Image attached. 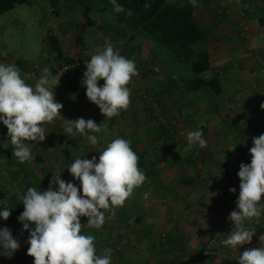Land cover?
Here are the masks:
<instances>
[{
    "label": "rangeland",
    "instance_id": "374dc122",
    "mask_svg": "<svg viewBox=\"0 0 264 264\" xmlns=\"http://www.w3.org/2000/svg\"><path fill=\"white\" fill-rule=\"evenodd\" d=\"M28 2L29 4L18 5L13 10L0 16V52H3L5 50L7 51L6 56L0 55L1 62L16 65L20 69L22 78L25 79V82L28 84H32L36 81V79L38 80L44 68H48L52 73V66H54V69L56 68V70L59 67L57 64H59L60 62H58L56 59L51 58L50 61L45 57L44 49L46 46L45 40L47 35L52 34L61 37L62 48L75 53L72 58L76 57L81 51L88 52L90 56V54H94L97 47H103L106 42H111L115 48L121 49V51H119L121 55H124L128 59L135 61L136 67L138 69L139 75L134 77L129 85V88L131 89V101H135L136 97L139 98V96H141L146 101L147 106L151 102L156 103V111L154 109H151L150 111L149 109L150 112L149 114L146 113V115H151L153 123H157V121L160 122L151 125L153 130L156 129L157 132H161L159 128H161L162 131L164 130V133H160L158 137H152L148 136V133L144 131L136 121L133 124L124 123L123 125H120L121 131H126V129L129 128V138H127L130 141H135L136 139L141 138V147L145 149L147 158L151 162H154L156 164V169L154 174H151L150 176L146 175L147 179L145 180V182L141 186L135 188L131 197L126 200V202H128V210H125L123 207H117L115 209L114 216H112L110 213H108L109 216L108 214H106V219L103 226L99 229L95 228V230H100L102 235L106 238L102 240V238H99L98 235L97 237H95V245L97 250L99 249L98 246H101L100 244L104 242L102 244L104 249L102 255L106 250V252L109 251V227L107 226V223H109L108 218L112 220L110 229L113 224H115V226L118 225L115 229H111L112 231L117 232L118 235L121 234V231H127L126 236L122 235L124 236V240H122V237V239L116 245L117 250H121V247L125 244L124 242H129V246L134 247V251L139 250L137 248H140L139 245L143 244L144 239H152V235L150 234L149 238H144L143 235L140 234L138 235V231H140L139 225L142 221L138 223V212L141 210V208L137 207V204L141 202H147L146 204H151V202H154V197H156V202L154 203L156 205L154 208V212L162 216L164 214L170 215V210L172 209L170 208V203H172L171 200L175 198L180 202H183L182 199L186 196H189L188 189H185V192L177 195V190L174 189V185L171 184V181H180L185 179L187 180V176L188 181L191 179L197 180L201 183V185L206 184L205 179L208 181L206 190L198 188L196 189L194 195V199L198 203L204 201V204H207V200L209 201V213L207 212L206 215H211L210 213H213L212 211L215 212L216 209H219V212L213 213V216L219 215L220 218L222 216H225L222 220L219 221V224L223 228L218 230L214 229V231L220 237H209V235L207 234L205 235V237H203L204 242L202 243V245L204 246L205 242L208 240L209 246L211 245V243L217 244L218 242L221 246H223L221 244L222 239H225L227 234L232 230V225L228 220L230 212L228 213L227 207L229 198H231L235 194L237 195L238 193L237 188L239 186L240 180L237 173L239 171L240 164L244 163L245 161V156L243 155L242 151L246 149L247 146L250 145V143H252L253 137H258L259 135L263 134L258 130H256V132L254 131L257 127L256 125H259L261 129H264V118H258L259 120H257V118H255L256 116H253L251 122L249 121L248 125L243 126V122H241L242 120H236L237 118L235 119L231 114L230 116L227 115L224 116L226 118H223L221 113L222 106L218 104V101L214 100L213 102H216L213 104L211 101H207L204 95L199 96L196 94L191 99L192 101L188 108H185V104H182L183 106H181L179 110L178 108L174 109V107L179 104L178 101L176 103L173 101L172 103H175L173 106L163 108L161 107L163 101L166 102L170 97H172L169 95L170 91H172L173 94L177 97H183L186 96L187 93L190 95L189 92L192 90L190 89V91H187L186 89V82H184L186 81V77L185 79H180L179 76H177L179 79H177L176 81H171L169 79V77L171 76L169 73L172 68L173 74L176 72L178 73L179 71L174 68L173 64H163V61L160 62L159 60H157L159 55H156V53L152 51L150 45L149 47H146V45L138 43L137 40L131 43L128 38H124L126 36L122 37L117 34L115 35V33L111 30L106 31V29H103L102 24H109L110 21L106 16L102 14L98 16L89 13H82L85 15L82 16L81 20L79 21L84 24H86L87 22L88 24H86L83 32L85 44L84 48L86 49H82L79 46H76L74 41L77 33L81 32L78 29L79 15L78 11H76L74 1L28 0ZM246 2H249V0ZM55 10L59 11L58 15L55 14ZM257 27V29L263 30L262 26L257 25ZM256 32L253 33V38L256 37L260 41L264 40V32ZM205 44L206 43L203 42L201 46L203 47ZM201 46L199 45L197 46V48H200ZM251 46L253 47L254 45ZM243 47L246 49L247 45H244ZM236 49V53H234L233 51L228 52L231 53L229 55L234 54V57H231L226 61V69L228 71V74H226L225 76H220L217 79H219L222 84L225 81H229L226 85L227 89L232 88V86H229L230 82L238 83L240 85L238 86V89L234 90V92L237 91L236 95L238 97L237 101L239 105V102L242 101L246 95L251 94L257 96L258 91L257 89H254L253 86L257 87L260 91L261 89H264V65L262 64L260 66L262 70L260 72L258 71L259 73H256L257 76L254 74L251 75L249 73L246 74V72H243L245 70L241 68L243 62H239V50L238 48ZM154 69H157L158 75V82H156L154 86H158V90L160 89L162 92V100L160 102L161 105L155 101V96H150L149 94H147V92L142 94L140 93L141 91H138L139 87H144L146 85H149L150 83H153L154 78H151V73L155 72L153 71ZM259 69L260 68H258L257 70ZM186 70H188V77H191L193 73H191L189 69ZM184 73L187 72L184 71ZM213 75L217 76V74ZM205 76V78L212 77V75L209 76V73H207ZM51 79L52 84L53 81L57 82L58 84H61L62 82L61 77L59 75L53 76V73ZM135 89L137 90L135 91ZM83 91V88H76V94L78 98L85 95V92ZM231 92L232 90L229 91V93ZM233 94L231 93V95ZM56 100L61 103L59 99L56 98ZM234 106L237 105L235 104ZM83 110L84 108L81 105L76 110V112H78L79 118L82 117L85 120H87V118H100V115H102L97 106H93L90 109L88 117L84 114L85 112H83ZM168 111L169 113H173L174 111L177 112L175 113V120L173 124L170 123L169 117H167ZM232 111L234 114H236L235 116L237 117L239 112L236 113L235 110ZM250 111L257 114L256 111ZM61 112V116L64 118V105ZM224 112L230 113L227 109H225ZM62 117L59 119V121L55 120L52 124L46 125V130L48 133L45 141H34L36 144V149H30L34 159L28 163L32 164L33 168L38 171L42 180H44L46 177L52 178L53 173L55 171H59L61 179L72 182L77 187H80V182L78 180H75L74 177L68 172V170L65 169V165L67 167H70L71 163H73L77 158L92 159V157L95 156L98 160L99 153L103 151L104 148L99 149L96 152L95 149L99 148L101 142H98V144L94 146V148H91L90 145H87V140H85L86 136L76 135L75 137H69L66 133H64L65 122ZM133 117L136 119L137 114L135 113ZM162 119L164 120V123H162ZM167 123L170 124L167 125ZM199 123L202 124V128ZM1 125L2 122H0V132L2 131V133H0V141H5L8 136L3 131V127ZM197 129L201 130L203 132V135L208 130V132H206L207 136L204 138L207 141V147L204 149L194 147L190 151H185V148L187 146V133L189 131ZM109 132L117 133V129L115 128V126L113 128H110L109 125L102 127L101 135L105 136V138L106 136H109ZM247 132H249V134L252 133L251 136L249 137V135H247L246 139H240L239 134H245ZM88 134L96 135L97 139L100 138V132ZM126 136L127 134L125 135V137ZM81 139L82 142L78 143V141ZM227 147H231V149L232 147H234L235 151L231 152L233 155H226V157H224L225 153L230 152L229 150H227ZM86 148L87 150H85ZM192 151H201L202 154H200L199 159L191 157L190 152ZM8 156L16 162L14 165L8 164ZM37 158L41 160V163L36 162ZM191 160H195V165H204V168L200 169L195 166V168L191 169L190 171L186 164L190 165ZM162 162V168L158 167V165ZM18 165L20 166L23 164L19 163V161L12 156L11 146L8 149H4L2 146H0V190L4 188V185L7 184V181L13 182L8 185V197L17 191V186L21 182V174H19L15 181H13L14 177H16L15 174L18 173ZM165 165L171 167L168 169L165 167ZM208 168H211V170L208 171ZM166 180H170L169 183L165 184V182H163ZM159 181L162 182V184L160 185L159 183V185H156L154 187V189H157L156 191H158V193L153 195L152 184L154 182L158 184ZM221 185L223 186L222 188ZM230 188H235L236 192H230ZM213 192L218 193V195L212 197ZM220 193L221 195L219 196ZM224 195L226 196L225 201L222 205V208L220 209L219 205H221V203L223 202V200L220 199L221 196ZM134 201L135 204L132 205ZM173 202L177 203V201ZM235 208L236 204L234 209ZM208 209H205V211ZM173 219L175 218L173 217ZM81 222L82 224L87 223V218L81 217ZM118 222H120V224ZM215 224H217V222H210V227L214 228ZM251 227H254L256 231V236L253 237L251 244L242 245L238 249H233L231 247L225 246L224 251L222 253L220 252V254L223 255L222 258H228L224 263L218 257L219 251L218 254L216 253V251L214 254H212L213 257H209L207 253H200L199 255L195 253V260L193 264H205V262L208 260L212 261L210 262L211 264H238L240 253H242L247 248L260 246L259 236L261 234H264V216L261 217V221L259 224L253 223ZM18 229L20 230L22 229V227L20 226L18 227ZM85 229L87 230V232L89 231L88 235H93V229L91 230L92 233L89 228L85 227ZM85 229L83 230V232H85ZM206 232L207 231H205L204 234ZM160 234L158 235L157 241L163 242V236L165 240L167 239L168 236L166 234ZM22 235L25 236L24 233H21V236ZM27 236H29V233H27ZM18 239L21 240V238ZM173 244H176L173 248H178V253L173 254L175 257H172V260L176 264L178 262L187 260L188 256L191 254L186 253L188 251L182 248V243ZM136 246L137 248H135ZM209 246L207 245V248ZM185 248H188L187 245ZM196 249L201 250L202 246H198ZM166 257L167 254H164L159 262L157 258L155 263L166 264ZM169 259L171 258L169 257Z\"/></svg>",
    "mask_w": 264,
    "mask_h": 264
},
{
    "label": "clouds",
    "instance_id": "9594fccd",
    "mask_svg": "<svg viewBox=\"0 0 264 264\" xmlns=\"http://www.w3.org/2000/svg\"><path fill=\"white\" fill-rule=\"evenodd\" d=\"M113 11L126 10L117 0H110ZM150 7L149 4L144 5ZM7 55V51L0 52ZM82 86L86 87L87 99L96 105L105 120L118 117L131 104L133 78L139 75L135 61L121 55L111 42L97 47L85 62ZM52 73L44 68L34 86L22 78L14 64L0 63V122L7 128L8 140L0 143L4 149L11 146L12 156L19 163L31 162L34 157L25 141L46 140L45 125L61 118L63 105L56 100ZM104 81L103 85L99 81ZM62 85V84H61ZM264 109V103L260 105ZM63 118V117H62ZM64 119V133L69 137L86 136L90 145H97L96 135L102 130L94 120ZM194 147L204 149L207 141L199 129L187 133L185 151ZM234 150V149H232ZM230 150V151H232ZM251 161L241 163L237 173L239 195L236 208L228 217L232 230L221 241L223 246L238 249L251 244L256 236L253 223L259 224L264 216V134L252 138L249 149ZM80 187L61 179L55 171L46 190L28 187L17 193L23 211L17 217L22 231L29 233L27 255L33 264H112L111 254H97L95 236L83 234L85 227L99 229L106 213L115 215L117 207L124 206L135 188L147 179L139 167V156L131 147V141L115 138L99 153V158H77L67 168ZM58 186V187H56ZM235 193V188H230ZM218 193H212V197ZM0 219L7 221L13 207L7 199L0 201ZM81 217L87 218L82 224ZM34 226V227H33ZM258 247H250L240 253L238 264H264V234L259 236ZM20 248V242L7 227L0 228V255L11 258Z\"/></svg>",
    "mask_w": 264,
    "mask_h": 264
},
{
    "label": "crops",
    "instance_id": "0c3cea01",
    "mask_svg": "<svg viewBox=\"0 0 264 264\" xmlns=\"http://www.w3.org/2000/svg\"><path fill=\"white\" fill-rule=\"evenodd\" d=\"M167 1L169 3H174L177 5H183L184 3H189L192 6L194 18L198 24L200 23V27L204 33V38H205L204 42L206 44L203 46V48L207 50V52L209 53V57H210L211 71L208 72L209 76L213 74H217V78H219L220 76H225L226 74H228V71L226 69V65H227L226 61L229 60L231 57H234V54L229 55L231 53H228V52L233 51L234 53H236L237 52L236 48H238L239 50V62L240 63L243 62V65L241 66V68L245 70L243 72H246V74L249 73L251 75L253 74L256 75V73H259L262 70L260 66L262 64L264 65V40L260 41L256 37L253 38V33L256 31L264 32V27H262L263 30L257 29L258 28L257 25H259L258 12L260 8L263 6L264 0H249V2H246L248 0H245V1L236 0V2L234 0V3H230L229 0H185V1L167 0ZM60 43H61V37H60ZM144 45H146V47H149L148 44H144ZM244 45H247L246 49L243 47ZM251 45H254V46L252 47ZM116 49L119 50V48H116ZM119 51H121V49ZM63 52L66 58H71L75 54L73 52H70V50L67 51L66 49H63ZM157 60L162 62L159 57L157 58ZM0 63L6 64V62H1V61ZM174 68L176 69L175 66ZM258 68L260 69L257 70ZM172 70L173 68L170 70V73H169L171 75L169 77L171 81H176L179 78L185 79V77H186V80H194L197 77L199 78L206 77L205 76L206 74L199 75V76L192 75L191 77L190 76L188 77V70L186 69L184 71H186L187 73H184L181 70L178 73L176 72L174 74ZM153 71H155L151 73V78H154L153 83H150L149 85H146L144 87H139L138 91H141L140 93L142 94L148 91V94L150 93L151 96H155L156 98L155 101L161 105L160 102L162 100V97H161L162 92L160 89L158 90V86H154L155 83L158 82L157 69H154ZM177 76H179V78ZM35 82H33L32 84L29 83V85L34 86ZM228 82L229 81H225L222 84L219 81L221 90H220V94L217 96L212 95L207 89H202V90L191 89L192 91L189 92L190 95L187 93L186 96H183V97H177L176 95L173 94L172 91H170L169 95L172 97H170L169 100L167 101L165 100L167 103L163 101V104L161 107L168 108L169 106H173L178 101L179 104L175 106L174 109L178 108L179 110L180 107L183 106L182 104H185V108H188L191 104V101H192L191 99L196 94L199 96L204 95L205 99H207V101H211L213 104L216 101H218V104L222 106V108L221 106L220 108H221V113H222L223 118H226L224 116H227V115L230 116L231 114L234 116L235 119L237 118L236 120H242L241 122H243V126L248 125L249 124L248 122L249 121L251 122V120L253 119V116H256L255 118H257V120H259L258 118H264V109H261L260 107L261 103H264V89H261L260 91L257 87L253 86V88L257 89L258 91L257 96H254L251 94L246 95L245 98L242 101H240L239 102L240 104L238 105V101H237L238 97L236 95L237 91L234 92V90L238 89V86L240 85L238 83L230 82L229 86H232V88L227 89L226 85ZM103 83L104 81L102 80L99 81L100 85H103ZM56 84H57V87L55 88L56 98L59 99V101L65 106L64 118L69 119V120L78 119L79 116L76 110L81 105L84 108L83 110V112H85L84 114L87 115L88 117V114L90 113V109L96 105H94L87 99L86 94L82 97H79V98L77 97L76 88L78 87L83 88L84 90L83 92L86 93V87L82 86L81 80H79L75 76H71V78L68 80L66 84L61 85L53 81V85H54L53 87H55ZM136 90L137 89H135V91ZM230 90H232L231 92L232 94L234 92L233 95L229 93ZM214 100L216 101L213 102ZM173 101L175 103H172ZM146 104L147 103L144 100V98L139 96V98L136 97L135 101H131L129 108L126 111H122L120 113V116L118 117H115V118L113 117L112 119L105 120V121H104L103 115H100V118H92V120H94L98 125L104 121L101 125L102 127L109 125L110 128H113L115 126V128L117 129V133L109 132V136H106V138L105 136L101 135L102 133V130H101L99 134L100 138L98 139V142H101V145H99V148L95 149V151L97 152V150L105 148L107 144L110 143L115 138L119 137V138L128 139L129 138L128 137L129 128H127L126 131L120 130L121 129L120 125H123L124 123L133 124L136 121L137 124L144 131L148 133L147 134L148 136L158 137L160 133H164L159 127L158 128L161 130V132H157L156 129L153 130L151 125H153L156 122L154 123L152 122L151 115H148V116L146 115V113L149 114L151 109H154L156 111V108H155L156 103L151 102L150 104H148V106ZM233 104L234 105L236 104L237 106H234ZM225 109L229 110L230 113L224 112ZM232 110H235L236 113L239 112L237 117L235 116L236 114H234ZM250 110L256 111L257 114L251 112ZM135 113L137 114L136 119L133 117ZM175 113L177 112L174 111L173 113H169L168 111V116L166 115L167 117H169V121L171 124L174 123ZM157 123H160V122L157 121ZM162 123H164L163 119H162ZM169 124L167 123V125ZM199 125H201V128H202V124L199 123ZM256 126L257 127L254 132L258 130L259 132H262L264 134V129H261L259 125H256ZM206 132H208V130ZM206 132L203 135V138L207 136ZM126 134L127 136L125 137ZM251 134L252 133L249 134V132L245 134L240 133L239 137L240 139H246V136L249 135L250 137ZM79 142H82V139L79 140L78 143ZM133 142L135 143L137 152L145 153V163H146L145 166L148 167V170H151L155 173L156 164L154 162H151L147 158L146 151L145 149L141 147L142 144H140V142H142L141 138L136 139L135 141L133 140ZM87 143H88L87 145H90L88 141ZM250 146H252V143H250V145H248L247 148ZM90 147L94 148L93 145H90ZM232 149H235V148L232 147ZM232 149L231 147H227V150L229 151ZM85 150H87V148ZM232 151H235V150H232ZM232 151H230L229 153H225L224 157H226V155H229V156L233 155L231 153ZM190 154L192 158L199 159L200 154L202 153L201 151L199 152L192 151L190 152ZM194 162L195 160H191L190 165L186 164L190 171L191 169L195 168V166L200 169L204 168V165L203 166L202 164L195 165ZM150 164L154 165L152 169L150 167ZM162 166H163V162L158 165V167L160 168H162ZM165 167L169 169L171 166L165 165ZM67 168L68 167L65 165V169ZM207 170L209 171L211 170V168H208ZM186 178L187 180L185 179V180H180V181L170 179L172 180L171 184L174 185V189L177 190V195L181 194L182 192H185L184 191L185 189L189 190V193H188L189 196H186L185 198H183L182 199L183 202H180L179 200L175 198L171 200L172 203H170V208L172 209L170 210V215L164 214L162 216L154 212V208L156 206L154 204L156 202V197H154V202H151V204H146L147 202L146 203L141 202L137 204V207L141 208V210L138 212V216H139L138 223L142 221L141 224L139 225L140 231H138V235L139 234L143 235L144 238H149L150 234L152 235V239H147V240L144 239L143 244L139 245L140 248H137V246L135 247L139 250L134 251L133 250L134 247H130L128 244L129 242L128 243L124 242L125 244L124 246L121 247V250L119 251L116 250L115 248L117 247L116 245L122 239V237H123L122 240H124V236L120 234L118 235L117 232H114L111 230V229H115L116 226L118 225L115 226V224H113L110 229L112 220L108 218V221H109V223H107V226L109 227V231H108L109 251L108 252L111 254L112 264H157L155 263V261L158 258V262H159L160 259H159L158 253L160 251H162L163 254H167L166 264H171V263H168L169 257L173 259L172 257H175L173 254L178 253V250H177L178 248H173L176 245V244H173V242H171V244H167L166 246L160 244L161 242L157 241V238H158V235L162 232L164 233L160 235L166 234L169 238L171 237L175 238L174 243H182V248L188 251L186 252L187 254H192L195 256V253H197V255H199L200 253H207L209 257H213L212 254H214L216 251H217L216 253L218 254V251H219L218 257L222 260L223 263L228 259L227 257L222 258L223 255L220 254V252L222 253L224 251L225 246H221L219 242L217 244L211 243V245L209 246V241L207 240L204 246L202 245V243L204 242L203 237H205V235L207 234L209 235V237L210 236L220 237L214 231V229L218 230V229L223 228L219 224V221L225 217V216H222L220 218L219 215L213 216V213H218L219 209H216L215 212L212 211L213 213H210L212 216L206 215L207 212L209 213V209H208L210 207L209 201L207 200V204H204V201H201V203H198L194 199L196 189L200 188V189L206 190V185L208 184V181L205 179L206 184L201 185V183L197 180L191 179L188 181V176ZM170 180L168 181L166 180L163 182L167 184L169 183ZM159 183L160 185L162 184V182L160 181L158 182V184H156L155 182L152 184V188H153L152 194L153 195L158 193V191H156L157 189H154V187L156 185H159ZM222 187L223 186L221 185V188ZM173 201H177V203H174ZM134 204H135V201L133 202L132 205ZM122 207L125 210H128L127 208L128 202H125L124 206ZM205 209H208V210L205 211ZM173 217L175 219H173ZM123 221H124V217H123ZM210 222H217V224H215L214 228H212L210 227ZM20 226L23 228V225L21 223H18L17 225L9 228L13 236L20 242V248L14 253V255L11 258L0 255V264H33V258L27 255V249L29 246L26 243L28 239V236H27L28 232L22 231V229L19 230L18 227ZM0 228H3V226L2 227L0 226ZM92 229H93V236L97 237L98 235V237L102 238V240L106 239L105 236L102 235L100 230H95V228H89L90 231ZM205 231L207 232L204 234ZM85 232H83V234L88 235L89 231L87 232V230L85 229ZM21 233L22 234L24 233L25 236L24 235L21 236ZM18 238H21V240H19ZM102 244H100L101 246H98L99 247V249L97 250L98 255H102L103 253L104 249H103ZM186 245L188 248H185ZM207 245L209 246L208 248H207ZM198 246L200 247L202 246V249L201 250L196 249ZM226 247H230V246H226ZM210 262L212 261L208 260L205 262V264H211ZM177 264H190V263L187 260H185L183 262H178Z\"/></svg>",
    "mask_w": 264,
    "mask_h": 264
},
{
    "label": "trees",
    "instance_id": "16d2710c",
    "mask_svg": "<svg viewBox=\"0 0 264 264\" xmlns=\"http://www.w3.org/2000/svg\"><path fill=\"white\" fill-rule=\"evenodd\" d=\"M72 1H74L76 11H78V21L85 15L82 13H89L98 16L102 14L106 16L110 22L109 24L103 23V29H106V31L111 30L115 33V35L117 34L122 37L126 36L124 38H128L131 43L137 40L141 44L150 45L152 51L155 52L156 55H159L160 59L162 58L161 61H163V63L173 64L177 71L182 70V72H184L185 69H189L191 73L196 76L205 75L211 71L209 53L201 46L205 39L204 33L200 25L195 20L193 8L189 3L177 5L169 3L167 0H117V3L122 5L126 10H131L132 14L128 15L127 11L123 13L114 12L113 5L110 3V0ZM146 3L149 4L150 7L145 8L144 5ZM27 4H29L28 0H0V16L13 10L18 5ZM55 14L58 15L59 11L55 10ZM258 15V23L260 26L264 27V3L260 8ZM78 23V29L81 32L76 35L74 40L75 45L82 49H86L84 48L85 44L83 32L87 22L86 24L80 21ZM45 43L46 46L44 53L47 60L49 59L51 61V58L56 59L60 62L59 64H68L72 61V57H65L59 36L52 34L47 35ZM199 45L201 47L197 48ZM59 64L57 65L59 66ZM52 71V73H56V68L54 69V66H52ZM184 82H186L185 85L187 91H190V89H207L212 95L217 96L220 94L221 87L216 75H212V77L209 78L197 77L194 80H186ZM149 95L151 96L150 93ZM1 126L3 127V131L7 134V128L3 125V123ZM162 132H164V130ZM0 133H2V131ZM7 140L8 137L5 141ZM25 143L31 150L36 149L34 141H25ZM131 147L139 156V167L145 175L150 176L151 174H154L153 171L148 170V167L145 166V153L137 152L133 141H131ZM251 147L252 146L242 151L245 156V164H248L251 161V155L249 153V149ZM36 162L41 163V160L37 158ZM15 163L16 162L8 156V164L14 165ZM150 167L152 169L154 165L150 164ZM17 172L18 173L15 174L16 177H14L13 180L15 181L19 174H21V182L17 186V191L8 197L9 190L7 188L12 181H7L4 188L0 190V201L8 198V202L13 205L10 218L7 221L0 219L1 227L11 228L20 223L17 217L23 211V204L19 202L17 203V193H22L28 187H36L37 189L40 188L42 191L46 190L49 187V181L51 180L50 177H46L42 180L38 171L28 162L20 165L17 168ZM237 189V195L235 194L228 200V213L235 207V201L239 195V186ZM220 195L221 194H219V196ZM225 197V195L221 196L220 200H223V202L219 205L220 209L225 201ZM3 207V205H0V210H2ZM118 223L120 224V222ZM126 234L127 231L126 233H121L120 235L126 236ZM174 240L175 238L172 237H167L165 240L163 236V242L160 244L166 246L171 242L174 243ZM115 248L117 250V247ZM163 255V252L160 251L158 253L159 259H161ZM187 260L190 264H193L195 256L191 254L188 256ZM168 263L176 264L172 259H169Z\"/></svg>",
    "mask_w": 264,
    "mask_h": 264
},
{
    "label": "built area",
    "instance_id": "2783aa9c",
    "mask_svg": "<svg viewBox=\"0 0 264 264\" xmlns=\"http://www.w3.org/2000/svg\"><path fill=\"white\" fill-rule=\"evenodd\" d=\"M230 3H234V0H229ZM90 59L89 53L86 51H81L72 61L68 64H60L56 73L53 76L59 75L62 79L61 84H66L71 76H75L79 80L83 79V73L86 71L85 62ZM62 113V112H61ZM60 118L56 120L59 121ZM121 233H126L121 231Z\"/></svg>",
    "mask_w": 264,
    "mask_h": 264
}]
</instances>
